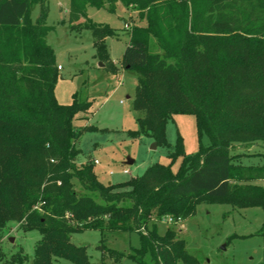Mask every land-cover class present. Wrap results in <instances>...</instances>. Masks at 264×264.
Masks as SVG:
<instances>
[{
    "label": "trees",
    "instance_id": "16d2710c",
    "mask_svg": "<svg viewBox=\"0 0 264 264\" xmlns=\"http://www.w3.org/2000/svg\"><path fill=\"white\" fill-rule=\"evenodd\" d=\"M117 3L143 20L129 29L122 57V68L137 73L134 106L145 112L138 133L169 145V118L193 114L209 142L187 155L178 135L169 153L182 158L176 172L154 162L131 180L101 183L92 160L78 161L83 128L73 119L90 102L55 97L48 0H0V239L12 221L41 235L31 261L22 249L8 256L0 248V264H121L124 254L104 245L108 261L93 263L72 240L84 230L137 232L140 245L128 255L138 264H200L174 228L160 235L157 222L186 219L201 202L264 209V163H237L234 152L264 143V0H70L69 22L88 5L114 12ZM89 20L84 28L108 60L102 39L117 33Z\"/></svg>",
    "mask_w": 264,
    "mask_h": 264
},
{
    "label": "rangeland",
    "instance_id": "374dc122",
    "mask_svg": "<svg viewBox=\"0 0 264 264\" xmlns=\"http://www.w3.org/2000/svg\"><path fill=\"white\" fill-rule=\"evenodd\" d=\"M108 6V5H107ZM47 25L50 26L47 42L55 51L59 77L55 84V97L64 105L72 104L74 98L89 101L87 110L77 112L73 119L76 129H82L79 138V163L86 159L98 163L94 171L103 184H117L136 178L146 168L160 162L176 172L181 156L172 160L178 135L182 136L184 152L192 155L198 152L200 144L207 145L208 137L199 135L193 114H174L166 125L167 144L154 147L155 141L138 133L140 118L145 112L135 108L137 73L122 68V57L130 42L133 24H143L138 12L117 3L114 12L106 8L88 5L86 16L77 22H69L70 0H48ZM39 5H33L31 19L37 20ZM107 24L117 35L103 37L108 60L98 54L99 40L94 30L84 28L90 20ZM127 24V27H126ZM75 25V26H73ZM150 51L159 49L152 39ZM78 127V128H77ZM240 154L239 163L263 164L264 158H247V152L264 154V143L255 146L237 145L234 152ZM130 158L133 163L126 164ZM128 169L130 173H124ZM264 186V180L258 182ZM75 190L84 193L78 184ZM158 223V233L165 235L172 227L177 238L184 240L186 250L200 264H264V209L258 206L238 208L224 202H201L195 213L183 220ZM19 222L12 221L0 239V248L8 255L22 249L32 260L36 243L41 235L38 231L25 232ZM77 245L87 246V254L93 263L104 257L98 246L122 252L121 264H138L129 257L132 249L140 245L137 232L84 230L72 235ZM56 264H72L67 259H58ZM183 264V263H180Z\"/></svg>",
    "mask_w": 264,
    "mask_h": 264
},
{
    "label": "built area",
    "instance_id": "2783aa9c",
    "mask_svg": "<svg viewBox=\"0 0 264 264\" xmlns=\"http://www.w3.org/2000/svg\"><path fill=\"white\" fill-rule=\"evenodd\" d=\"M126 27H127V24H126ZM58 68L60 69L61 67L58 66ZM93 162L96 164V163H98V160L95 159ZM123 172H124V173H130V171H129L128 169H124ZM34 208H39V207H38V206H35ZM164 219H165V221L168 222V223H173V222H176V221H178V220L180 221V219L175 220V219H173V218L170 217V216H167V217H165Z\"/></svg>",
    "mask_w": 264,
    "mask_h": 264
},
{
    "label": "crops",
    "instance_id": "0c3cea01",
    "mask_svg": "<svg viewBox=\"0 0 264 264\" xmlns=\"http://www.w3.org/2000/svg\"><path fill=\"white\" fill-rule=\"evenodd\" d=\"M252 147H254L255 146V144H253V145H251ZM247 154V158H264V154H261V155H257L256 153H254L253 151L252 152H247L246 153ZM251 160V159H250ZM243 163H245L244 161H243ZM247 164V163H246ZM260 182V181H259Z\"/></svg>",
    "mask_w": 264,
    "mask_h": 264
},
{
    "label": "water",
    "instance_id": "95a60500",
    "mask_svg": "<svg viewBox=\"0 0 264 264\" xmlns=\"http://www.w3.org/2000/svg\"><path fill=\"white\" fill-rule=\"evenodd\" d=\"M156 145H157V144H156V142H155L154 147H155ZM125 163H126V164H131V163H133V160H131L130 158H128V159L126 160Z\"/></svg>",
    "mask_w": 264,
    "mask_h": 264
}]
</instances>
